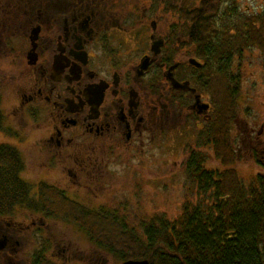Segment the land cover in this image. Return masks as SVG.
Returning <instances> with one entry per match:
<instances>
[{
  "label": "flooded vegetation",
  "instance_id": "1",
  "mask_svg": "<svg viewBox=\"0 0 264 264\" xmlns=\"http://www.w3.org/2000/svg\"><path fill=\"white\" fill-rule=\"evenodd\" d=\"M176 4L0 0V264H77L91 250L95 260L82 223L148 219L158 189L179 180L183 206L212 205L227 170L243 191L258 186L264 113L248 120L217 99L221 79L238 92L247 48L226 68L216 46L228 40L201 48Z\"/></svg>",
  "mask_w": 264,
  "mask_h": 264
},
{
  "label": "trees",
  "instance_id": "2",
  "mask_svg": "<svg viewBox=\"0 0 264 264\" xmlns=\"http://www.w3.org/2000/svg\"><path fill=\"white\" fill-rule=\"evenodd\" d=\"M177 1L184 21L196 24L192 32L201 48L210 40L215 46L218 39L228 40L230 44L216 46L220 55L228 56L223 62L226 68L232 54H241V47L256 46L264 52V10L243 15L235 0H164L167 11L175 9ZM220 82V88L222 82L226 87L218 101L233 103L237 92L228 89L225 79ZM220 151L221 146H216L215 153ZM227 171L229 190L220 184L212 205L185 204L177 217L149 216L139 221L140 229L118 219L81 226L117 262L147 258L150 264H264V175L253 181L258 186L243 191L237 186L242 181L237 171Z\"/></svg>",
  "mask_w": 264,
  "mask_h": 264
},
{
  "label": "rangeland",
  "instance_id": "3",
  "mask_svg": "<svg viewBox=\"0 0 264 264\" xmlns=\"http://www.w3.org/2000/svg\"><path fill=\"white\" fill-rule=\"evenodd\" d=\"M236 8L241 14H248V13H254V12H261L264 10V0H235ZM225 15V14H224ZM172 17L166 15V25L169 23L168 21ZM240 62H243L244 69L243 71L245 74H241L243 78L239 80V90L237 93L234 94L233 97V103L238 104L239 103V109L240 112L244 115L245 119L251 120L252 118H255V120L258 122V113L256 111V108L258 110H261V112L264 113V69L262 65L259 63L261 60V54L259 53V48L256 46H252L247 48V50L244 52L242 56H239ZM238 57V58H239ZM238 58H236V61H238ZM9 65L6 64L4 67V70L7 72L9 70ZM13 102V95L11 94V83L7 79V82L3 88V102L2 106L7 112L9 108L11 107V104ZM250 105L249 111H246L247 106ZM262 106V107H261ZM248 114H251V117L248 116ZM264 120V115L260 117V121ZM215 164L217 161L215 160ZM214 163L212 165H214ZM118 172H123L124 170H117ZM166 173L169 172V170H165ZM241 173L243 174L241 177H244L246 180L250 177L248 170H241ZM122 175V174H120ZM248 177V178H247ZM182 181V180H181ZM179 180V182L162 186L160 189H158L159 197L160 195H164L160 201L161 204L158 205L154 201L151 200L149 203V214L154 216L158 214H164L168 218H175L177 217L181 212L183 208V196L185 194V190L182 186L183 183ZM181 185H179V184ZM149 189V195H156L155 190H153L152 187ZM122 193V192H121ZM126 194V193H122ZM165 199V200H164ZM118 206V209L120 208V205L116 204ZM128 208L124 209L127 210ZM132 227H135L136 229H140L139 222H131L129 223ZM77 243L80 240L81 244L87 243L88 239L86 236L79 235V238L76 239ZM74 248V247H73ZM72 248V249H73ZM74 252V251H73ZM76 254V253H75ZM75 256L80 257V262L77 264H117L115 257L112 255H108L107 253L100 252L97 254V258L94 260L96 253L91 250V253H84V255H72L69 259L70 262L75 260ZM100 260L102 263H100ZM120 262V261H119Z\"/></svg>",
  "mask_w": 264,
  "mask_h": 264
},
{
  "label": "water",
  "instance_id": "4",
  "mask_svg": "<svg viewBox=\"0 0 264 264\" xmlns=\"http://www.w3.org/2000/svg\"><path fill=\"white\" fill-rule=\"evenodd\" d=\"M118 264H150V262L147 258H141V259H126Z\"/></svg>",
  "mask_w": 264,
  "mask_h": 264
}]
</instances>
